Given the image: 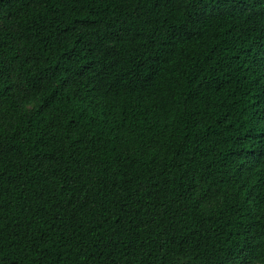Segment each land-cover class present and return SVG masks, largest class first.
Wrapping results in <instances>:
<instances>
[{
  "label": "trees",
  "instance_id": "16d2710c",
  "mask_svg": "<svg viewBox=\"0 0 264 264\" xmlns=\"http://www.w3.org/2000/svg\"><path fill=\"white\" fill-rule=\"evenodd\" d=\"M0 264H264V0H0Z\"/></svg>",
  "mask_w": 264,
  "mask_h": 264
}]
</instances>
